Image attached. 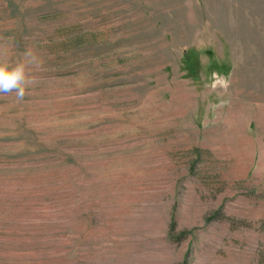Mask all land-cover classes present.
Wrapping results in <instances>:
<instances>
[{"label":"rangeland","instance_id":"374dc122","mask_svg":"<svg viewBox=\"0 0 264 264\" xmlns=\"http://www.w3.org/2000/svg\"><path fill=\"white\" fill-rule=\"evenodd\" d=\"M40 83L0 96V264H264V0H0Z\"/></svg>","mask_w":264,"mask_h":264},{"label":"clouds","instance_id":"9594fccd","mask_svg":"<svg viewBox=\"0 0 264 264\" xmlns=\"http://www.w3.org/2000/svg\"><path fill=\"white\" fill-rule=\"evenodd\" d=\"M43 70V62L36 52L27 48L19 58H15L11 46L0 41V96H15L23 102L28 91L40 83L35 74Z\"/></svg>","mask_w":264,"mask_h":264}]
</instances>
